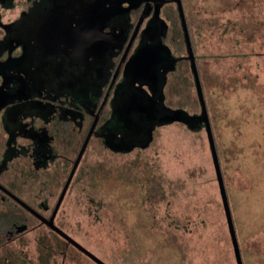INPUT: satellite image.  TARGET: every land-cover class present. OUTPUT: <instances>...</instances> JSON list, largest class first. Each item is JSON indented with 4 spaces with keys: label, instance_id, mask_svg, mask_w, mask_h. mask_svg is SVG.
<instances>
[{
    "label": "rangeland",
    "instance_id": "rangeland-1",
    "mask_svg": "<svg viewBox=\"0 0 264 264\" xmlns=\"http://www.w3.org/2000/svg\"><path fill=\"white\" fill-rule=\"evenodd\" d=\"M179 1L183 30L166 3V45L155 63L170 69L171 54L181 57L163 87L167 116L146 147L128 153L90 139L54 222L105 264H235L205 132L193 117L185 33L241 264H264V0ZM72 134L61 151L68 157L81 136ZM67 167L52 169L60 173L55 194ZM36 238L49 245L44 264H94L42 227L24 235L19 264H39Z\"/></svg>",
    "mask_w": 264,
    "mask_h": 264
},
{
    "label": "flooded vegetation",
    "instance_id": "flooded-vegetation-1",
    "mask_svg": "<svg viewBox=\"0 0 264 264\" xmlns=\"http://www.w3.org/2000/svg\"><path fill=\"white\" fill-rule=\"evenodd\" d=\"M118 1L0 0V264L21 263L24 235L40 227L54 233L19 202L48 218L91 124L84 150L92 139L96 148L128 153L146 147L167 116L163 87L181 57L171 54L172 67L156 72L131 57L165 44L163 8L175 3ZM72 132L81 136L68 157L61 151ZM61 164L68 167L55 194L60 173L52 169Z\"/></svg>",
    "mask_w": 264,
    "mask_h": 264
},
{
    "label": "water",
    "instance_id": "water-1",
    "mask_svg": "<svg viewBox=\"0 0 264 264\" xmlns=\"http://www.w3.org/2000/svg\"><path fill=\"white\" fill-rule=\"evenodd\" d=\"M124 0H119L118 3L123 2ZM167 1H171L175 3L176 6V14H177V18L179 20V25L181 27V29L183 30L184 27V21H183V13H182V9H181V5H180V1L179 0H167ZM139 19L136 21L135 27L138 25ZM184 41H185V45H186V50H187V58L189 60V68L191 71V75H192V79H193V85H194V90L196 93V97L197 100L199 102L200 105V111H201V117H202V126L205 132V136H206V141H207V146H208V151H209V155H210V159H211V163H212V168L214 171V177H215V181H216V185H217V190H218V195L220 198V203H221V207H222V211H223V215H224V220H225V225H226V229H227V233H228V238L230 241V246H231V251H232V255H233V259H234V263L235 264H241L240 261V257H239V252H238V247H237V243H236V239H235V235L233 232V227H232V223H231V218H230V214H229V209H228V205H227V201L225 198V193H224V189H223V185H222V181H221V175L219 172V168H218V164H217V159H216V155H215V151H214V147H213V143H212V138L209 132V128H208V123L206 120V115H205V110H204V106H203V100H202V96H201V91L199 88V84H198V80H197V76L195 73V69L193 67V63H192V58L189 52V48H188V43H187V36L184 33ZM161 44L159 43H155L152 48H147L146 50H142L141 48L140 50L137 51V55L136 56H132V61L135 60V58L137 56L142 57V62H144L143 65H147L148 68H150L151 70H153L154 72H156L159 68H157L155 66V63H158V57H159V52H160V46ZM162 46V45H161ZM141 51V52H140ZM146 51V52H145ZM92 124L89 128V130L87 131V133L85 134L79 149L75 155V158L72 161V165L70 167V170L66 176V179L62 185V188L60 190V192L58 193V196L56 198V202L48 216V218H43L41 217L39 214H37L35 211L31 210L30 208H28L25 204L20 203V205L22 207H24L28 212H30L31 214H33L41 223H43L48 229H50L51 231H53L56 235H58L61 239L64 240L65 244L72 246L74 249H76L77 251H79L81 254H83L86 258H88L90 261H92L94 264H105L104 262H102L100 259H98L96 256H94L92 253H90L89 251H87L84 247H82L80 244H78L76 241H74L70 236H68L67 234H65L63 231H61L59 228H57L53 222V216L56 213V210L59 206V203L61 201V198L63 196V193L67 187L68 182L71 179V176L74 172V169L79 161V158L84 150V147L86 145V142L89 138L90 135V130L92 128ZM149 140V136L146 140V142ZM145 142V144H146ZM145 144L143 146H145Z\"/></svg>",
    "mask_w": 264,
    "mask_h": 264
},
{
    "label": "trees",
    "instance_id": "trees-1",
    "mask_svg": "<svg viewBox=\"0 0 264 264\" xmlns=\"http://www.w3.org/2000/svg\"><path fill=\"white\" fill-rule=\"evenodd\" d=\"M175 13H176V9H175ZM176 16H177V14H176ZM194 92H195V90H194ZM195 98H196V104H197V106H198V113L197 114H193V117L195 116V117H200V125L199 126H201L202 124H201V111H200V105H199V102H198V100H197V97H196V93H195ZM185 114V116H187L188 115V113H184ZM185 127L187 128V129H191V127H189L188 125H187V123H185ZM203 126H201L200 128L203 130V128H202ZM215 151V150H214ZM216 155V154H215ZM217 159V158H216ZM53 235H55V236H57L59 239H61L58 235H56L55 233H53ZM62 240V242H64V240L63 239H61ZM36 244H37V248H38V251L40 252L38 255H39V264H44L45 262H46V259L45 258H47V256H48V253H42L43 252V250H49L48 248H49V245L47 244V245H45L43 242H42V239L41 238H38L37 240H36ZM67 246H70V245H67ZM70 247H72V246H70ZM73 248V247H72ZM74 249V248H73ZM76 250V249H75ZM77 251V250H76ZM77 252H79V251H77ZM80 253V252H79ZM81 254V253H80ZM82 256H84L83 254H81ZM207 255V254H206ZM85 257V256H84ZM233 257V256H232ZM88 259V258H87ZM89 260V259H88ZM234 260V259H233ZM92 262V261H91ZM93 263V262H92Z\"/></svg>",
    "mask_w": 264,
    "mask_h": 264
}]
</instances>
